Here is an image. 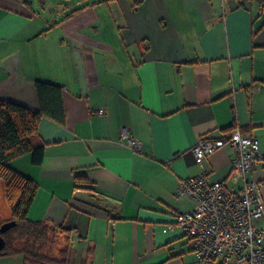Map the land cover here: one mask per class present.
Returning <instances> with one entry per match:
<instances>
[{
  "label": "crops",
  "instance_id": "obj_1",
  "mask_svg": "<svg viewBox=\"0 0 264 264\" xmlns=\"http://www.w3.org/2000/svg\"><path fill=\"white\" fill-rule=\"evenodd\" d=\"M37 80L60 87L65 123L40 119V164L9 162L37 184L28 218L71 230V264H189L191 241L169 225L194 202L177 185L224 178L235 156L198 164L194 144L237 126L264 154V3L0 0V99L37 111ZM248 178L264 198V163ZM0 202L4 223L2 179Z\"/></svg>",
  "mask_w": 264,
  "mask_h": 264
},
{
  "label": "built area",
  "instance_id": "obj_2",
  "mask_svg": "<svg viewBox=\"0 0 264 264\" xmlns=\"http://www.w3.org/2000/svg\"><path fill=\"white\" fill-rule=\"evenodd\" d=\"M123 137L130 149L140 150L136 140ZM224 146L235 152L226 176L211 180L203 171L180 179L176 195L188 196L194 204L176 212L169 227L181 228L191 241L194 259L189 264H215L220 259L224 264H264V198L258 184L248 178L254 167L264 163L259 139L237 126L218 137L202 136L192 148L196 163Z\"/></svg>",
  "mask_w": 264,
  "mask_h": 264
},
{
  "label": "trees",
  "instance_id": "obj_3",
  "mask_svg": "<svg viewBox=\"0 0 264 264\" xmlns=\"http://www.w3.org/2000/svg\"><path fill=\"white\" fill-rule=\"evenodd\" d=\"M244 1L237 0L238 6L244 5ZM258 2L263 4L264 0ZM35 88L39 103L37 111L0 99V179L3 180L5 197L11 209L10 220L15 221L14 226L0 233L4 239L0 257L22 255L23 264H71V230L28 218L37 184L9 166L13 158L24 153H31L34 164L41 163L45 143L37 136L42 117L61 125L65 123L60 87L37 80ZM76 179L82 180L79 176ZM56 238H62L63 243L57 253H52L46 245L49 241L53 245Z\"/></svg>",
  "mask_w": 264,
  "mask_h": 264
},
{
  "label": "rangeland",
  "instance_id": "obj_4",
  "mask_svg": "<svg viewBox=\"0 0 264 264\" xmlns=\"http://www.w3.org/2000/svg\"><path fill=\"white\" fill-rule=\"evenodd\" d=\"M0 203H1V205H0V211H1L2 202H0ZM54 242L55 243L52 245V243L49 241L48 244L46 245V248H48V250H50V252H52V253H57L59 250V246L62 245V243H63V240H62V238H56V239H54Z\"/></svg>",
  "mask_w": 264,
  "mask_h": 264
},
{
  "label": "water",
  "instance_id": "obj_5",
  "mask_svg": "<svg viewBox=\"0 0 264 264\" xmlns=\"http://www.w3.org/2000/svg\"><path fill=\"white\" fill-rule=\"evenodd\" d=\"M15 225V221L9 220L7 222H4L0 225V233H3L4 231L8 230L10 227ZM4 246V239L0 235V249Z\"/></svg>",
  "mask_w": 264,
  "mask_h": 264
},
{
  "label": "bare ground",
  "instance_id": "obj_6",
  "mask_svg": "<svg viewBox=\"0 0 264 264\" xmlns=\"http://www.w3.org/2000/svg\"><path fill=\"white\" fill-rule=\"evenodd\" d=\"M20 256V255H19Z\"/></svg>",
  "mask_w": 264,
  "mask_h": 264
}]
</instances>
